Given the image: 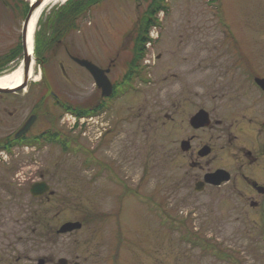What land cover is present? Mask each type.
<instances>
[{
    "label": "rangeland",
    "instance_id": "rangeland-1",
    "mask_svg": "<svg viewBox=\"0 0 264 264\" xmlns=\"http://www.w3.org/2000/svg\"><path fill=\"white\" fill-rule=\"evenodd\" d=\"M149 4L146 0L89 2L88 9L77 18V27L69 29L61 43H52L44 51L48 80L64 104L87 109L104 101L108 109L93 118L92 125L98 130L92 128L87 137L78 136L72 113L62 115L59 111L57 118H63L56 125L58 129L65 135L80 137L78 143L84 148L90 135L93 153L85 156L83 152L62 153L54 148L51 154L16 155L10 162L15 171L8 180L20 186L0 187V197L8 192L15 200L28 196L24 190L43 173L56 199L52 215L59 212V217L55 223L92 212L112 214L123 235L119 240L141 243L138 255L144 264H198L199 249L190 247L192 242L199 244L198 240L228 252L241 264H264V244L255 224L240 214L242 206L227 199L224 189L196 192L194 183L201 172L181 161L175 164L173 159L180 153L179 142L190 133L187 115L200 104L206 110L213 107L214 101L210 103L208 97L210 85L220 82L219 68L230 64L234 53H255L259 64L264 63V0H163L166 9L152 17L157 27L155 23L141 27ZM15 20L12 29L0 28V57L20 37V20ZM142 36L148 41L143 45V56L135 62L140 76L131 82V91L118 99H102L89 74L70 59L90 60L103 69L114 59L115 67L108 79L118 87L124 70L122 61L133 57L134 44ZM203 59L211 67L209 72L204 70ZM12 67L15 64L9 65ZM206 74L210 76L203 77ZM202 88L205 104L199 102ZM32 91L0 100V108L9 110L13 104L19 111L14 119L24 117L38 97L34 88ZM39 126L36 123L35 128ZM197 144L199 140L194 142ZM86 159L92 165L90 170L83 167ZM106 164L110 165L108 171ZM192 176H197L195 181ZM17 210L14 205L16 215ZM158 213L165 218V226ZM22 220L9 217L8 231L24 229ZM171 223L174 228H170ZM108 233L105 229L92 237L83 230L75 237L81 246L107 244ZM186 233L191 243L181 241ZM202 255L205 264H224L208 251Z\"/></svg>",
    "mask_w": 264,
    "mask_h": 264
},
{
    "label": "flooded vegetation",
    "instance_id": "flooded-vegetation-1",
    "mask_svg": "<svg viewBox=\"0 0 264 264\" xmlns=\"http://www.w3.org/2000/svg\"><path fill=\"white\" fill-rule=\"evenodd\" d=\"M31 1L0 0V28L12 29L17 24L16 17L20 20L19 24L21 25L20 37L0 57V73L7 71L9 65L15 64V67L9 68L8 71L19 67L23 61L22 30L32 4L38 0H34L33 3ZM57 8L58 6H48L45 10L49 12L46 14L44 10L40 19L43 18L42 16L46 18L53 9L57 10ZM40 19L37 25L38 30L45 22V20ZM77 22L78 20L73 22L76 27ZM54 43L59 44L61 40L54 39ZM33 58L36 61L34 75H38V80L28 79L24 88L13 92H0V100L9 96L28 95L33 92V88L38 93L35 103L27 110L24 117L14 119L19 111L13 107V104L10 105L9 110L5 107L0 108V187L4 185L8 187L10 185L12 187L20 186L19 180L16 182L19 184H12L8 180L9 174L12 172L13 175L15 171V165L13 163L10 165V162L16 155L27 156L31 153L42 155L46 152L51 154L52 151L50 150L54 148H59L62 153H72L73 150V152H83L85 156L91 155L93 149L90 148V145L94 142L91 136L89 135L87 141L89 147L85 148L79 145L78 138L80 137L78 136L87 137L92 128L98 130L95 125H92L93 118L103 113L104 109H108L106 102L99 101L87 109H80L81 111H88L90 115L78 117L70 114L76 118L77 123H73V125H78L76 128H78L79 135L63 134L56 125L63 118L64 103L55 93L48 80V74L44 69L46 59L41 58V56L36 57L35 52H33ZM73 58L77 57H70V59L89 74L84 68L76 64L72 60ZM132 59L133 57L122 61L124 70L120 82L128 71ZM230 59V64L222 65L219 68L218 79L220 82L210 85L211 94L208 98L211 99L210 103L214 101L213 107L206 110L203 108L205 105L200 104L199 108L187 115V130L190 133L185 140L179 142L180 153L177 156L174 155L173 159L175 164L181 161L183 165H189L192 170L201 172L198 181H195L197 176H192V180L195 181L194 190L196 192H198L196 187L200 188L199 191L205 188L226 190V198L235 201L236 206H242L240 214L255 224L257 236L261 238L264 244L262 225V205L264 202V68L262 67L264 63L259 64L260 59L255 53L252 55L234 53ZM86 61L106 71L107 79L115 67L114 59L110 60V65L104 69L90 60ZM203 63L204 70L209 72L211 67L205 64V59H203ZM136 71L139 73L135 66L132 73ZM139 76L140 73L135 77L134 74L131 75L128 80L129 88L125 91L122 90V93L116 84L111 83L108 79L112 87V94L109 98L102 99L112 100L125 96L131 91V82H136ZM209 76L210 74H206L203 77ZM139 81L142 82L140 79ZM202 92L199 102L205 104L203 102L205 88H202ZM100 97H102L101 91ZM95 110L97 113H94ZM59 111L62 115L57 118ZM199 113H201L200 122H193ZM66 114L69 113L66 112ZM11 118L14 121L10 123L3 121V119ZM27 123L30 125L26 131L17 136ZM36 123L40 124L38 129L35 128ZM214 129L215 132L213 133ZM208 131L211 134L206 135ZM204 133L205 136L202 135ZM198 140L199 144L194 145V142ZM86 162L87 165L85 164L83 167L90 170L92 167L90 160L86 159ZM91 162L93 163L94 159ZM108 166L110 165H105L106 171L110 169ZM96 174L97 171L95 176ZM37 184H44L47 191L32 196L30 190ZM117 184L114 183L115 186H118ZM24 191L28 196H18L16 200L9 192L8 195L0 197V240L4 242L0 244V264H144L141 260L142 256L138 255V247L141 243L138 240L129 242L125 238L120 241L119 237L123 238V235L117 225L118 219L112 214L104 215L105 213L92 212L79 219H68L59 223L57 221L56 225L55 221L59 217V212L52 215V206L56 199L51 186L44 180V174L42 173L39 179L32 181ZM14 205L18 207L17 215L14 212ZM9 217H15L18 221L23 217L21 223L25 226L24 229H20L16 233L13 230L9 232ZM67 223H78L80 228L59 233L60 228ZM170 225V228H174L172 223ZM105 229L107 233L109 232L108 235L106 234L108 236V239L106 238L107 244L98 243L81 246L75 237L76 234L79 236L83 233V230L92 233V237H97V234L104 232ZM188 237L191 236L186 233L180 239L183 242L191 243L192 240ZM198 241L199 244L192 242L190 246L199 249L198 264H205L203 262L205 255H202V252L206 251L216 257L218 263L241 264L235 256L228 252H223L216 246L206 244V241ZM85 243L89 244L86 241ZM118 244L124 246L120 247Z\"/></svg>",
    "mask_w": 264,
    "mask_h": 264
},
{
    "label": "trees",
    "instance_id": "trees-1",
    "mask_svg": "<svg viewBox=\"0 0 264 264\" xmlns=\"http://www.w3.org/2000/svg\"><path fill=\"white\" fill-rule=\"evenodd\" d=\"M97 1L98 0H86L85 2H83L81 0H69L63 6H58L57 10L53 9L50 12V14L47 15V17L45 18V22L43 23V26L36 33L35 47H34V52L36 57L41 56L42 58L44 51L49 50L50 45L53 43L54 39L62 40L63 37H65V35L68 33L69 29L76 27V24L73 22L77 20L80 13H83L88 9L89 2L90 4H93L96 3ZM146 1H150V4L148 5L147 10L144 13V17L142 18V22L140 24L141 27H143L144 25L148 27L151 26V24L153 25L154 23H156L152 20L153 15L156 14L157 12H161L166 9V7L162 4L163 0H146ZM46 37L48 38V40L46 39ZM39 40H42L45 43L39 42ZM146 41H148L147 36L145 37L142 36V38L141 39L139 38L137 40V43L134 44L133 62L129 64L128 71L122 78V82H120L118 89L123 88L124 90H127L129 88L128 80L130 79V76L134 74L135 77L136 75L139 74L137 73V71L135 73H132V69L135 66L137 67L135 62H137L143 56L144 54L143 45L145 44ZM120 91L122 93V90ZM63 112L72 113L78 117L81 115L89 114L88 111H81L80 109H74L73 107L67 104L63 105ZM94 113H97L96 110ZM159 216L161 218L160 221L162 225L165 226L166 225L164 223L165 218L162 219L161 214H159Z\"/></svg>",
    "mask_w": 264,
    "mask_h": 264
},
{
    "label": "water",
    "instance_id": "water-1",
    "mask_svg": "<svg viewBox=\"0 0 264 264\" xmlns=\"http://www.w3.org/2000/svg\"><path fill=\"white\" fill-rule=\"evenodd\" d=\"M45 0H38L35 4H33L30 8L29 14L27 15V18L25 20V24H24V28L22 30V46H23V54H24V58L22 61V81L20 86H18L17 88H13L10 90L7 89H0V92L2 93H6V92H13L16 90H19L21 88L25 87L26 81L28 80V73H29V69H30V64L32 62L31 58L28 57L27 54V31H28V26L30 23V20L32 18V14L33 11L36 7L40 6L42 4V2ZM76 64H78L80 67L84 68L92 77L95 86L100 89L101 91V96L102 97H110L112 94V87L110 82L108 81L107 77H106V71H103L101 69H99L98 67H96L95 65H93L92 63L86 61V60H82V59H77V58H73L72 59ZM201 120V113L197 114L193 120L194 121H198L197 123H199ZM196 123V124H197ZM30 123H27L17 134V136L21 135L23 132L26 131V129L29 127ZM184 144V143H182ZM196 190L199 191L200 188L196 187ZM45 191H47V187L44 184H37L34 185L31 190L30 193L32 196H37L41 193H44ZM262 225L264 228V202L262 205ZM80 228V224L78 223H67L64 224L60 230L59 233H66L67 231H71L72 229H79Z\"/></svg>",
    "mask_w": 264,
    "mask_h": 264
},
{
    "label": "bare ground",
    "instance_id": "bare-ground-1",
    "mask_svg": "<svg viewBox=\"0 0 264 264\" xmlns=\"http://www.w3.org/2000/svg\"><path fill=\"white\" fill-rule=\"evenodd\" d=\"M66 0H45L40 6L36 7L33 11L32 18L30 20L28 31H27V54L28 57H33V48H34V35L37 29L38 21L43 11L53 4L59 2H64ZM32 3L34 0L31 1ZM35 4V2L33 3ZM28 79L38 80V76L34 75V63L30 64V70L28 74ZM22 81V67H16L15 69L9 71L8 73L2 74L0 76V89H13L20 86Z\"/></svg>",
    "mask_w": 264,
    "mask_h": 264
}]
</instances>
